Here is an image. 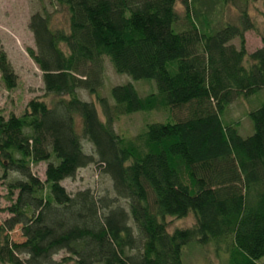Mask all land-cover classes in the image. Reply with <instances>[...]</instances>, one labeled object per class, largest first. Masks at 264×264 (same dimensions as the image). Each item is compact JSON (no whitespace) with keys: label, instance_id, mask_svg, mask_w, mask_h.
<instances>
[{"label":"trees","instance_id":"obj_1","mask_svg":"<svg viewBox=\"0 0 264 264\" xmlns=\"http://www.w3.org/2000/svg\"><path fill=\"white\" fill-rule=\"evenodd\" d=\"M38 1L27 52L45 92L66 96L51 106L32 97L21 114H0V164L3 175L14 174L5 182L0 262L182 264L181 247L194 240L221 246L229 264H259L264 100L246 113L252 132L245 136L238 120L221 117L235 97L264 88V27L261 45H244V31L254 26L249 0H230L233 20L222 12L229 0H48L50 10ZM105 60L155 88L141 95L127 80L110 86L111 99L101 95ZM0 74L6 88L15 85L3 51ZM77 89L94 94L103 119ZM147 109L169 114L133 136L113 129L120 114ZM39 161L46 162L43 179L30 168ZM89 163L108 174L112 194L71 193L60 184ZM188 212L191 226L166 230L165 215ZM16 224L20 241L8 235Z\"/></svg>","mask_w":264,"mask_h":264},{"label":"rangeland","instance_id":"obj_2","mask_svg":"<svg viewBox=\"0 0 264 264\" xmlns=\"http://www.w3.org/2000/svg\"><path fill=\"white\" fill-rule=\"evenodd\" d=\"M46 8L50 10L48 0H43ZM237 3H232L230 0L226 2L224 17L233 20L237 15V10L234 6ZM38 0H0V51H3L7 60L12 66L15 73V85L11 88H6L0 74V114L6 116L9 113L21 114L25 108L27 101L32 97H37L43 100L47 105H53L54 101L66 95H55L46 93L43 88L41 79V71L36 63L27 52V48H34L33 37L30 29L27 26L29 15L39 9ZM175 8L178 11L179 18H182V6L177 1ZM246 9L253 20V29L245 30L244 45L247 51L261 45L260 33L264 27L263 14L264 5L262 0H249L246 3ZM221 10V9H220ZM219 10V11H220ZM61 12L56 11V18L60 17ZM234 44H238V38L231 39ZM131 80L135 89L139 94H143L150 89L155 88L153 80H133L128 75L116 73L110 63L104 62V78L102 85L99 87L101 95L110 97V86L115 83ZM77 95L83 100H91L94 102L99 117L104 118L101 108L96 101L94 94H89L83 89H77ZM264 100V88L250 94L249 96L235 97L225 108L221 117L222 120H238V132L245 136L252 132L251 121L246 113L255 108ZM175 114L179 116L177 111ZM169 114L168 111L154 109L136 110L127 114H120L113 121V129L116 133L125 136H133L140 128H144L146 122L163 121V118ZM83 149L87 152L91 151L90 145L82 140ZM45 161H39L30 166L31 170L40 178H44ZM10 171L3 175V168L0 164V222L8 216L5 206L8 201L6 195V177L13 176ZM60 184L68 192L73 193L78 189L89 188L96 194L111 193V180L102 169L94 163H89L85 166L78 167L72 176L65 177L60 180ZM121 204H124L123 199H119ZM165 227L167 231H171L175 227H188L194 222V217L191 213H187L183 217H175L172 215L164 216ZM10 239L20 241L19 224H16L8 231ZM64 252L59 250L54 254V258H59ZM182 264H229L226 250L221 246H216L213 242L199 244L194 240L182 245L181 247ZM259 264H264V254L257 260ZM0 264H5L0 262Z\"/></svg>","mask_w":264,"mask_h":264}]
</instances>
